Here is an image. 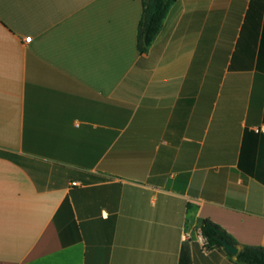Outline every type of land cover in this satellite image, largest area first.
Instances as JSON below:
<instances>
[{
    "label": "crops",
    "instance_id": "crops-1",
    "mask_svg": "<svg viewBox=\"0 0 264 264\" xmlns=\"http://www.w3.org/2000/svg\"><path fill=\"white\" fill-rule=\"evenodd\" d=\"M142 13L0 0V264H242L204 220L264 248V0H175L143 54Z\"/></svg>",
    "mask_w": 264,
    "mask_h": 264
},
{
    "label": "trees",
    "instance_id": "trees-1",
    "mask_svg": "<svg viewBox=\"0 0 264 264\" xmlns=\"http://www.w3.org/2000/svg\"><path fill=\"white\" fill-rule=\"evenodd\" d=\"M175 0H143V13L139 24L138 47L141 54L146 53L158 34L160 33L168 12ZM201 231L207 243L218 246L228 252L219 239L238 246L237 242L229 236L219 225L204 220ZM242 264H264V248L245 246L236 255Z\"/></svg>",
    "mask_w": 264,
    "mask_h": 264
},
{
    "label": "water",
    "instance_id": "water-1",
    "mask_svg": "<svg viewBox=\"0 0 264 264\" xmlns=\"http://www.w3.org/2000/svg\"><path fill=\"white\" fill-rule=\"evenodd\" d=\"M219 241L221 242V244L224 246V248L230 252L233 255H237L240 251V248L230 242H228L225 239H219Z\"/></svg>",
    "mask_w": 264,
    "mask_h": 264
},
{
    "label": "built area",
    "instance_id": "built-area-1",
    "mask_svg": "<svg viewBox=\"0 0 264 264\" xmlns=\"http://www.w3.org/2000/svg\"><path fill=\"white\" fill-rule=\"evenodd\" d=\"M31 40H32V37H27V38L25 39V41L28 42V43L31 42ZM74 184H76V183H74Z\"/></svg>",
    "mask_w": 264,
    "mask_h": 264
}]
</instances>
